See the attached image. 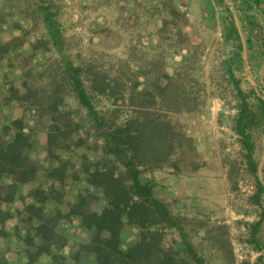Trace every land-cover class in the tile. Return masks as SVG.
<instances>
[{
    "label": "rangeland",
    "instance_id": "1",
    "mask_svg": "<svg viewBox=\"0 0 264 264\" xmlns=\"http://www.w3.org/2000/svg\"><path fill=\"white\" fill-rule=\"evenodd\" d=\"M22 1L9 0L12 5ZM38 2L48 5L57 20L66 59L88 73L81 75L85 85L89 86L88 77L92 78V84H100L104 77L108 82L109 93L90 94L94 114L77 131L92 147L93 154L88 155L91 160L103 154L99 134L109 122L123 124L131 115L142 116L143 111L160 115L178 133L175 140L179 143L173 145L171 166L142 172L153 195L186 220L187 229L199 247L205 246L206 240L202 225L196 222L203 219L208 225L225 226L224 237L230 243L235 264H264V190L259 201L251 197L257 182L264 187V117L260 111L264 101V0ZM23 6L2 11L0 4V19L4 20L0 23V44L8 49L0 62L3 97L7 84L21 85L23 66L30 64L44 70L46 63L61 66L64 61L60 62L58 53L45 47L48 35L43 19ZM19 10L24 15L18 14ZM231 22L242 42L240 59L233 55L231 39H226ZM37 39L44 46L31 55L32 43ZM227 61L257 120L248 129L255 173L249 169L234 131L239 100L224 65ZM158 86H165L164 94L171 102L174 100L178 110L162 105ZM151 98L153 104L139 105L143 99ZM184 100L189 102L183 103ZM12 106L8 107L11 116L0 112V127L21 114L19 106ZM65 109L72 111L73 116H85L72 94L65 96ZM100 116L105 120L103 125L94 119ZM31 127L36 131L30 159L40 169L48 167L45 134L39 126ZM85 145L77 143L70 151L77 175L64 181V200L59 204L62 210L78 189L91 190L79 171L83 150H89ZM29 190L30 185L22 187V194ZM53 205L50 202L47 206ZM3 208L14 214L20 204H4ZM2 227L6 231V235H0L2 259L4 256L7 264H25V246L18 234H23L26 226L17 216L0 224ZM57 230L66 237L62 254L67 257L72 256L77 243L89 236L75 217L64 218ZM173 237L166 233L167 240ZM121 238L124 248L135 238V229L126 228ZM48 262L49 258L42 255L37 263ZM77 264L96 263L84 258Z\"/></svg>",
    "mask_w": 264,
    "mask_h": 264
},
{
    "label": "trees",
    "instance_id": "2",
    "mask_svg": "<svg viewBox=\"0 0 264 264\" xmlns=\"http://www.w3.org/2000/svg\"><path fill=\"white\" fill-rule=\"evenodd\" d=\"M32 1L27 3L24 0L22 4L16 2L12 5L9 0H1L0 4L2 11L24 5L25 9H31L43 19L48 35L44 40L45 47L58 53L60 62H66L63 61L61 66L46 63L44 70L30 64L23 66L21 85L7 84L4 97L0 92L2 114L11 116L8 107L12 105L19 106L21 110L20 115L10 118L0 127V224L19 216L26 226L24 233L18 234L25 246V264H38L42 255L49 258L46 264H77L84 258H90L96 264H235L230 243L224 237L225 226L208 225L203 219L197 221L204 229L203 239L206 240L205 246L199 247L187 229L186 220L172 213L163 200L153 195L149 181L143 176L142 172L146 170L171 166L173 145L179 143L175 140L178 133L160 115L143 111L142 116L131 115L123 124L109 122L99 134L103 154L91 160L88 155L93 154L92 147L77 131L94 114L90 94L109 93L108 82L104 77L100 84H92V78L88 77L89 86L85 85L81 75L88 73L66 59L63 35L48 5ZM17 13L24 15L20 10ZM23 19L27 21L25 16ZM3 21L0 19V23ZM230 27L226 39H231L235 48L233 55L240 59L241 38L233 22ZM262 44L264 46V42ZM42 45V40H35L31 55ZM7 52V47L0 44V62ZM224 65L239 100L234 131L245 151L249 169L255 173L253 143L248 129L257 120L249 110L228 61ZM157 89H160V101L165 108L179 109L174 100L171 102L164 94L165 86ZM67 94L73 95L85 116H73L72 111L65 109ZM153 101L152 98L143 99L139 105H150ZM186 102L189 101H183ZM260 111L264 117V101H261ZM94 119L98 125L105 124L102 116ZM32 124L39 126L45 134L49 166L42 169L31 161L29 155L36 131ZM77 143L88 145L86 149L89 150H83L82 160L78 163L79 171L91 190L78 189L62 210L59 204L64 200V181L69 177L75 179L77 175L70 152ZM26 185H30V190L23 195L22 187ZM263 190L264 187L257 182L251 197L259 201ZM17 202L20 208L14 214L3 208L4 204ZM50 202L54 203L53 208L47 206ZM69 217L77 218L80 227L89 233L86 240L77 243L71 257L62 254L66 237L57 230L59 222ZM128 227L135 229V238L123 248L121 236ZM167 232L175 237L167 240ZM1 234L6 235L4 227L0 228ZM3 254H0V264H7L4 256L2 259Z\"/></svg>",
    "mask_w": 264,
    "mask_h": 264
}]
</instances>
